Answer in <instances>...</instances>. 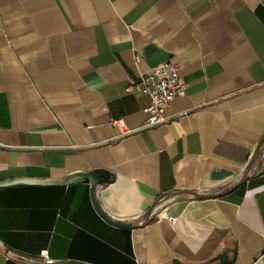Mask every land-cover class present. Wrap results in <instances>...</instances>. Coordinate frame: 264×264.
<instances>
[{"label":"crops","instance_id":"crops-1","mask_svg":"<svg viewBox=\"0 0 264 264\" xmlns=\"http://www.w3.org/2000/svg\"><path fill=\"white\" fill-rule=\"evenodd\" d=\"M166 60L184 94L141 128L136 85ZM262 134L264 0H0V181L102 168L98 205L129 224L162 193L235 182ZM41 250L51 264H264V150L229 194L176 195L136 227L106 221L87 178L0 187V264H45Z\"/></svg>","mask_w":264,"mask_h":264},{"label":"built area","instance_id":"built-area-1","mask_svg":"<svg viewBox=\"0 0 264 264\" xmlns=\"http://www.w3.org/2000/svg\"><path fill=\"white\" fill-rule=\"evenodd\" d=\"M131 87L132 86L127 87V90ZM136 87L140 93L146 94L149 97V104L145 108L147 117L141 126V128H144L162 123L167 119L165 108L174 98L184 94L185 83L179 76L178 64L166 60L159 62L143 74ZM110 124L122 133L129 131L121 118L111 119ZM163 217L170 223L176 220L174 216ZM7 257L16 260H21L23 258L22 255L11 251L7 252ZM37 260L45 264H51L53 262V259L47 255L46 250H41L40 258Z\"/></svg>","mask_w":264,"mask_h":264},{"label":"water","instance_id":"water-1","mask_svg":"<svg viewBox=\"0 0 264 264\" xmlns=\"http://www.w3.org/2000/svg\"><path fill=\"white\" fill-rule=\"evenodd\" d=\"M262 150H264V134L261 135L259 141L256 144V147L251 154L244 170L241 176L232 184L217 190L215 192H201L198 190H191V189H176L171 191L170 193H163L157 196V198L150 204V206L147 208V210L144 211V213L134 222H130L129 224H123L121 222H118L116 220H113L109 218L107 215H105L102 210L100 209L98 202L96 200V188L98 185L102 183H106L110 180V173L109 171L97 168L93 170H89L86 172H76L67 176H64L60 179H40V178H16V179H9V180H1L0 181V187L19 184V183H26V184H64L72 181L75 178H87L90 182V192L92 195V202L94 205V208L96 211L109 223L116 224V225H123V226H140L144 222L147 221L148 217L154 210V208L164 203L170 199H172L174 196L179 194H188L195 198H216V197H222L233 190H235L238 186H240L243 182L247 180L249 177V174L251 172L252 166L256 159L261 155Z\"/></svg>","mask_w":264,"mask_h":264},{"label":"trees","instance_id":"trees-1","mask_svg":"<svg viewBox=\"0 0 264 264\" xmlns=\"http://www.w3.org/2000/svg\"><path fill=\"white\" fill-rule=\"evenodd\" d=\"M171 191H169V192H166V193H170ZM163 194V193H162Z\"/></svg>","mask_w":264,"mask_h":264}]
</instances>
